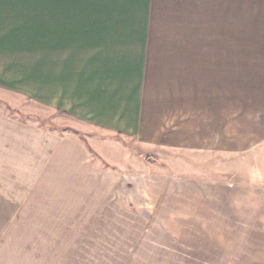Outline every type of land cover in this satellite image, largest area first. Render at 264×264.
Wrapping results in <instances>:
<instances>
[{
  "label": "crops",
  "instance_id": "crops-1",
  "mask_svg": "<svg viewBox=\"0 0 264 264\" xmlns=\"http://www.w3.org/2000/svg\"><path fill=\"white\" fill-rule=\"evenodd\" d=\"M106 1L0 0V102L75 127L0 104V228L86 234L98 212L179 264H264V0ZM119 136L196 161L174 173Z\"/></svg>",
  "mask_w": 264,
  "mask_h": 264
},
{
  "label": "rangeland",
  "instance_id": "rangeland-1",
  "mask_svg": "<svg viewBox=\"0 0 264 264\" xmlns=\"http://www.w3.org/2000/svg\"><path fill=\"white\" fill-rule=\"evenodd\" d=\"M75 1L79 2V0ZM86 1L102 4L107 2L106 0ZM51 2L52 0H44L45 4ZM176 3L178 2L176 1ZM122 6V9L116 7V10H108L105 17L108 19L124 18L130 9H125V5ZM91 13L95 12L92 11ZM190 16L193 17L191 22L194 24V13ZM22 102H25L22 108L5 106L3 101L0 104L3 108L11 110L13 115L18 114L23 119L33 122L39 120L41 124L59 131L73 129L74 126L70 125L71 119L68 115L54 112L46 107L39 108L31 101L22 100ZM73 122L79 127L83 126L77 119ZM80 134L86 137L92 146H97L95 142L102 136L98 130L89 127L81 131ZM118 138L119 142L128 146L131 152L140 157V160L158 161L162 164L166 162L172 166L174 173H179L180 170L175 169L174 166L179 165L180 162L194 163L196 161L193 155L182 152L157 153L147 151L138 147L129 138H122L121 136ZM136 147L139 149L137 152H135ZM95 158L96 156H94ZM137 169L140 170V168ZM83 220L80 221L81 225L79 226L81 229L86 228V234L57 235L45 233L55 230L54 227H51L54 222L52 219H12L10 222L3 220L6 223L4 228L2 226L0 228V264H140L139 262L143 258L152 260V264H179L177 258L168 259L167 252L164 257L160 252V254L158 252L151 253L147 244L141 241V235L124 232L123 234H116L115 224L111 226V220L100 219L98 212H93L92 218ZM76 221L78 222V219ZM112 221L114 222V220ZM60 230L66 229L60 228ZM119 230L122 232L126 229Z\"/></svg>",
  "mask_w": 264,
  "mask_h": 264
}]
</instances>
